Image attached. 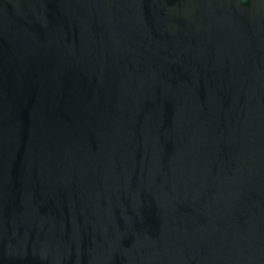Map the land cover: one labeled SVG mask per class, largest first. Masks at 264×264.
<instances>
[{
  "label": "water",
  "instance_id": "95a60500",
  "mask_svg": "<svg viewBox=\"0 0 264 264\" xmlns=\"http://www.w3.org/2000/svg\"><path fill=\"white\" fill-rule=\"evenodd\" d=\"M0 264H264V0H0Z\"/></svg>",
  "mask_w": 264,
  "mask_h": 264
}]
</instances>
